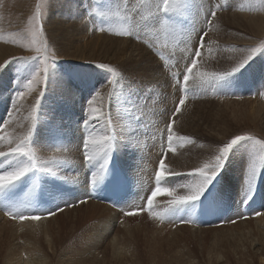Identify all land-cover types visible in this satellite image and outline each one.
<instances>
[{
  "label": "rangeland",
  "instance_id": "1",
  "mask_svg": "<svg viewBox=\"0 0 264 264\" xmlns=\"http://www.w3.org/2000/svg\"><path fill=\"white\" fill-rule=\"evenodd\" d=\"M96 1L105 5L104 0ZM137 1L138 0H136V2ZM251 1L253 2V0H227V7L224 10L217 12V16L223 12H227L228 14L220 20L219 24H215L216 18L209 26V34L204 38L207 46L201 50L202 58L198 63V68H200L201 71L209 73L223 72L233 67L236 59L251 54V48H257L258 51L253 55L252 60L241 72L235 74L232 78L223 83L209 81L193 85L190 81L188 99L186 100L184 107L181 109V112L176 115L175 123L172 127L177 136H186L191 142L177 144L175 146L176 150L179 148L185 150L187 148L197 147L193 149V156L198 153L199 149H203L202 157L206 158L208 151L216 150L217 147L222 146L223 143L227 142L236 134H248L256 139L264 140V105H257L258 103L253 105V103H250L254 101L261 102V100H264V79L262 78L264 72V34H258L256 30L257 26L252 25V19L247 15L250 13L264 12V3H260L259 0H257L255 6L256 10H254L248 6L249 4L251 5ZM50 2L51 0H0V43L5 45L11 44V46L14 47V50H22L19 46V41L22 36L27 34L29 21L35 15L38 4L41 5L44 24L46 16H50L51 18L54 14L55 20H53V22L55 23L58 20L57 13L60 12H57V9L54 11V8L56 7V4H64L65 0H53L52 4ZM69 2L71 3L72 1L70 0ZM219 2L222 4L224 0H219ZM120 3L123 4V0H120ZM95 4L101 6L99 3ZM190 5L192 6L189 8L191 16V10L200 14L202 6L199 3V0H191ZM249 7L251 10H247ZM72 9L74 10L75 7L72 6ZM253 10L254 12H252ZM245 14L247 15L246 17ZM95 19L96 18L93 16L86 20L88 22L90 21L93 25V20ZM138 19L139 17L137 20ZM191 23L195 24L193 19ZM92 25L91 27H93L95 31H98V28L101 27L98 22H96L94 26ZM102 25H104V23ZM197 25L199 30V23ZM58 33L61 34L64 39H67L72 34L71 31L68 32L61 28H59ZM102 33L104 32H100L101 35H103ZM212 33L216 42L221 44L217 50L213 49L215 51L210 47L211 45L214 46V43L210 42V34ZM161 35L163 36V34ZM114 36L116 38L129 39L133 43H138L144 46L143 42H139L133 37H120L116 34ZM52 38L49 40L50 45ZM70 38L75 40L74 36ZM163 38L164 37H162V39ZM218 38H221V40ZM13 39L17 40V43H12ZM197 39L198 37L193 35L192 43L188 45V50L185 48V42L183 43V39L176 44H173L171 39H169L168 43L170 42L172 46L171 48L179 47L180 50L188 52L194 48ZM235 39L240 41L243 40V43L245 44L238 45L223 43V41ZM148 42L152 43L151 40ZM53 46L57 51L61 46V42L56 40V43H54ZM159 50L164 56H169L163 67L161 66L160 61L154 57L159 62L161 70L168 80L169 87H164L163 81L155 83V80L152 79L150 74H139L137 70L132 71L133 78L130 80L127 65L121 61H114L113 59L109 60L111 64L118 65L123 69L125 76L132 84L138 83L141 86V92L144 91L146 86L152 85L151 90L145 93L148 99L146 101L141 100L138 107L126 102L123 91L125 84L120 78H117L114 85L108 84L112 86L108 89L105 77L107 76L109 78V74L97 67L95 68L93 64H74L64 61L60 59L56 53L58 57L56 61V69L62 72V75L59 74L58 82H60L63 87L65 86V83L69 84L68 90L72 92L68 93V96L70 97L67 99L59 98L60 96L55 98L49 91V81L48 88L45 90V95L41 99L34 145L38 149L46 147L51 153H57L58 148H63V153H61L64 155L63 157H61L60 154L53 155L50 153V156L46 159H42V155L40 156V153L38 154L37 151V155L41 158V162L48 161V164L45 166L51 165L53 170L58 171V174L66 177V180L62 181L63 183L72 186L73 182L76 183V180H87V177L84 174H81V172H85V169L82 166L83 159L81 156V149L79 148V143L81 144V141H75V138L72 136L74 132H76V130L73 129V123L75 120L85 117V106L87 101L95 94L93 90L96 92L97 88H100L99 91L101 93V97L98 99L97 103L101 105V107L103 106L102 108L105 112L108 110H105L104 107L106 105V109L110 107L111 115L113 114L112 116H114V119L116 120V122H112V128H115L118 124L120 127H126L127 124L122 120L124 116L126 120H128L127 117L129 118V115L133 113L137 117L140 116L139 120L143 121L144 124L150 122L153 123L155 121L157 122L155 127L149 129V133L147 130L146 134L139 136V146L142 150L149 152V154H153V150L157 151V147L161 142V133L164 132L165 126L169 122L168 117L178 105L179 100L183 98L182 86L180 88L172 87L170 74L167 70L168 65H177L178 63L175 56L176 51L167 50V48L163 47H160ZM221 50H223L225 55L227 54L223 60L217 62V64H209L208 60L210 59L213 62L218 60L219 55H217V58L214 57V54H217ZM166 51H168V54ZM235 51L237 52V55ZM240 51H243V53ZM228 54L232 55V57ZM32 55H35L33 51L29 56ZM118 58L123 61L128 59L127 54L120 53H118ZM172 59L176 61H173ZM15 64L18 65V63L13 61V63L8 66L10 67ZM149 64L152 65V63ZM182 67V64L178 65V68ZM178 68H176V71ZM6 69L7 68H5L4 71ZM28 71L29 70H27L26 73H23V79L26 78ZM3 72H0V76ZM63 73H65L67 77H64ZM63 77L66 80L63 79ZM93 78H95L98 83H95L96 85H94L91 93L87 91V88H83L82 92L83 90L86 92L82 93L80 89L74 85V80L76 79H83L88 85H92ZM78 83L80 85V82ZM11 84H13V93H15V91H17V86L14 87V85H17V80L13 77ZM71 84L75 88L77 87V89L73 91L74 87L71 86ZM42 88L43 85L37 87V89L30 95H36V99L38 92ZM156 90L160 93L157 98L155 97ZM170 91H173V93ZM30 95H27L25 98H29ZM68 100L69 102H67ZM102 100H104V102ZM171 101H174V103L172 104ZM0 103L4 106L5 100L1 99ZM142 104L145 106L147 105L144 108V113H149L148 116L142 117L143 115H140L139 112L138 114L136 111V113L134 112V110H140L143 106ZM4 107L7 109L8 106L5 105ZM153 111H156L157 114L152 116ZM28 113H30V110ZM1 114L2 112H0V115ZM157 115H159V118ZM161 115H163V117ZM245 115H251L254 117L252 119L246 118ZM3 116L6 118L7 115L4 114ZM157 119H159L160 122H158ZM0 122H2V120H0ZM114 123H116V125ZM181 126L184 127V131L181 129ZM156 133H159V135H155ZM141 134L142 132L140 131V135ZM57 138L60 140L58 139V141H56ZM67 142L72 145V150H70L69 146H64ZM146 142H152V148L150 150L145 148L144 143ZM241 146L244 145H240L233 150V153L228 158L229 161L227 160L223 171L216 177L201 198L205 206H207L208 199L211 197H215L218 202H224L226 205V210L222 209L219 213L223 219L219 220L217 223L204 227V231L200 230L201 228L195 226L192 227L193 223L177 224L168 221L167 224H161L156 221L155 216L157 215V212H153L150 217L141 215L131 218H123L118 214L117 219L111 221L113 226L108 232H106L105 236L102 237V235L99 236L100 234L97 235L94 228L96 226H98L99 229L104 227V221H101L100 216L97 214L106 218V212L102 207L96 204L95 208L89 209L88 201L86 204H80L73 208L67 207L68 209L66 208L65 211L58 213L56 216L45 219L44 221L46 222L35 224L37 232L34 234L31 231L26 232V230H24L15 236L11 235V231L16 233V230L18 229L14 227L19 225V223L2 217L0 219V264H3L6 258H11L15 261L22 255L23 257L26 256L25 254H27L30 248L34 245H36L34 247H37L38 249L42 248L40 255L42 258H45L46 264H91L94 259H92L91 256L84 254L94 250L99 244H101V247L97 250L98 253L94 255L96 256V264H116L117 259L128 261L129 264H133V261L138 264H154L153 257H155L156 260V258H159L158 255H163V258L168 260L167 264H260L261 257L264 255V233L258 231L260 228L257 227L256 223L252 226L251 223L246 224L247 222L254 220L255 215H253V212L248 213V210H241V201L246 193V176L242 178L239 174L233 181L234 184L231 185V179L235 174L237 162L242 152ZM119 148L124 149V145H121ZM130 149V157L133 162L137 164L140 162L138 165L143 166L145 162L143 161L144 158H142V155L138 156L140 155L139 153L136 154V151H139V147L136 151L135 148L130 147ZM124 150L128 152L129 155V147ZM117 151H115V154H118V152L121 153V150ZM160 152H163L162 147H160ZM238 152H240V154ZM173 153L175 152H169L167 159H169V156L173 155ZM67 154H75V158H67ZM63 158L66 159L63 160ZM159 158L160 157L158 156L156 160ZM80 159L82 160L80 161ZM200 160L201 159L195 161L199 162ZM158 163L154 172L157 170ZM68 164H72L73 167ZM65 165L67 167L69 166V170ZM73 170L77 171L79 174H77V172L74 173ZM70 171L73 172V175L75 174L74 177L71 175ZM186 173L187 172L183 174ZM132 175L135 174L132 173ZM170 177L173 178V175L168 174V178ZM72 178L76 180L74 181ZM173 181L184 182V176H175ZM220 185L222 189L221 191H218L217 188ZM184 194V189H178L175 193L177 196ZM172 199L173 197L167 196L168 202ZM69 200H72L71 197H69ZM248 200H250L251 207H254L253 205L256 204L255 201L259 200L257 201V204L260 205L259 211L264 213V168L258 166L257 180L252 189L251 195L245 201ZM167 201L164 202L165 205L168 204ZM172 208L173 205L170 207V210ZM42 221L43 220L41 219V222ZM235 225L239 227L231 228ZM248 227H252L253 229V231L250 232L251 234L247 230ZM89 229L90 232L88 238H90V240L87 239L88 235L86 234ZM192 231L201 233L192 234ZM28 241L33 243H29ZM154 244H158L156 247H158L159 250L153 253L152 245ZM14 245H17V248L14 249L11 254H8L6 248ZM112 245L116 246V249H114ZM131 254L133 255L132 258Z\"/></svg>",
  "mask_w": 264,
  "mask_h": 264
},
{
  "label": "snow or ice",
  "instance_id": "2",
  "mask_svg": "<svg viewBox=\"0 0 264 264\" xmlns=\"http://www.w3.org/2000/svg\"><path fill=\"white\" fill-rule=\"evenodd\" d=\"M104 2L105 9L103 11L90 3L87 16H95L93 26L97 21L117 18L120 22L118 30H114L111 26L107 30L109 32L115 31L117 36L133 37L137 41L143 42L152 56L160 61L162 67L165 65L167 57L159 48H167L169 39L173 44L179 43L183 39L185 48H188V45L192 43L193 35L198 37L194 48L188 51L187 55L181 57L180 63L183 67L170 74L172 87L180 88L182 86L183 98L179 100L178 105L171 112L169 122L165 126L164 132L161 133L159 146L166 151L161 152L159 169L155 172L154 177V190H150V195L145 197L149 213L151 214L153 201L158 196L165 195L173 197L169 201L173 205L168 217L171 223H197L198 212L207 215L219 214L222 208L215 197L208 199L207 206L201 198L223 171L233 150L240 145H244L248 149L251 147L245 172L246 193L241 201L243 206L244 201L251 195L257 180L258 166L264 168V140L256 139L248 134L234 135L222 146L217 147L212 155L192 171L186 174L171 173L175 176H184V182L168 179L165 175L168 169L164 163L166 153L175 152L177 144L191 142L186 136H177L172 127L176 115L181 112L188 99L190 81L193 85L209 81L223 83L241 72L258 51L257 48H251V54L236 59L234 66L223 72L209 73L198 68V63L202 58L201 50L207 46L204 38L209 34V26L217 18V12L227 7V0H224L222 4L219 0H199L202 6L200 14L196 16L199 22V30H197V25L191 23L193 19L189 11L191 0H138L131 6H129V0H123L122 5L120 0H104ZM259 2L264 3V0H259ZM256 3L257 0H253L250 7H255ZM137 16L139 20L136 19ZM98 31L105 32V27H99ZM161 34L164 37L163 43H160ZM49 40L41 5L38 4L35 15L29 21L27 34L22 36L19 41V46L22 49L33 51L35 55L13 57L11 60L0 64V72H3L13 61L22 67H29L26 78L17 81V91H15L11 101V111L0 122V208L4 209L9 218L20 221H38L44 217L56 216L58 212H63L67 207H76L80 204H86L89 199H96L108 175H110L113 152L118 150L121 145H128L136 149L139 145L141 131L139 117L134 113L130 114L126 121V127L117 125L112 128L111 108L109 107L108 111L105 112L97 103L101 97L100 91L97 90L87 101L85 119L81 125L84 138L79 148L82 150L84 169L90 172V182L86 186V194L75 201L65 200L59 193L49 194L50 203L45 205L41 202L45 181L62 182L66 180V177L58 174V171L53 170L51 165L45 166L48 161L41 162V158L37 155V147L34 145L41 99L45 95L49 81L56 75L58 57L54 44L50 45ZM149 40L152 43H148ZM212 42L215 43V41ZM12 43H17V40L13 39ZM95 65L109 74L107 84L114 85L117 78H120L125 84L123 91L127 103L138 107L141 100L146 101L148 99L145 93L151 90L152 85L146 86L141 92V86L138 83L132 84L125 76L123 69L109 66L104 62ZM41 85L43 88L38 92L34 104L30 107L28 117L31 122L30 126L21 134H15L9 129L15 121V115L19 113L22 107L19 102ZM17 127L22 128L23 126L17 124ZM26 180L28 181L26 191L18 192L19 186L24 184ZM83 180L76 182L80 185ZM178 189H184L185 194L175 195ZM21 193H23L24 203L18 202L21 199ZM123 205L113 204L125 216H134L143 211V205L128 211H124ZM258 215H264V213H258Z\"/></svg>",
  "mask_w": 264,
  "mask_h": 264
},
{
  "label": "bare ground",
  "instance_id": "3",
  "mask_svg": "<svg viewBox=\"0 0 264 264\" xmlns=\"http://www.w3.org/2000/svg\"><path fill=\"white\" fill-rule=\"evenodd\" d=\"M69 1L70 0H65L64 4H61V3L56 4V7L54 8V11L57 9V12H60V13H57L58 14V16H57L58 20L55 22L56 25L53 22V20H55V14L53 15V13H52L53 16H51V18H50V16L49 17L46 16V19H45L46 32H47V34L49 35L50 38L53 37L51 39V44L56 43V40L61 42L60 48L56 51V53H57V55L59 56L60 59H62L64 61H68V62L74 63V64H80V63L93 64L95 66V68H96V65H95L96 63L104 62V63H107L109 66L117 67L118 69H121L120 66L111 64V62L109 60L113 59L114 61H121L122 63H124L125 65L128 66V69H129L128 76H129L130 80H132V78H133V72L132 71L137 70L139 74H146V75L150 74L152 79L155 80V83H158V81H163L164 87H167V86L169 87L168 80H167L166 76L164 75V73L162 72L159 62L151 55V53L147 50V48H145L141 44L133 43L129 39L116 38L114 36L115 35V31L109 32L107 30L109 26H111L114 30H118L120 22L117 20V18L113 17L110 20L97 21L100 26H104L105 27V32L102 33L103 35H101L100 32L95 31L93 29V27H91V25H92L91 22L90 21L88 22L86 20V19L90 18V17L87 16V12L89 10L90 3L94 7L98 8L101 11H103L105 9V5H102L100 2H97L96 0H71L72 1L71 3ZM52 2H53V0H51L50 3L52 4ZM137 2H136V0H134V1L133 0H129V6H131L132 4L137 3ZM95 3H99L101 6H98ZM72 6L75 7L74 10L72 9ZM248 6H250V4ZM251 8L256 10L255 7L254 8L251 7ZM249 9H250V7L247 8V10H249ZM254 10L252 12H254ZM66 13H70V14H66ZM191 13H192L193 21L197 25L199 22L196 19V16H198L197 14H199V13L195 12L194 10H191ZM227 14H228L227 12H223V13L219 14L217 16V19L215 20V24H219L220 20L222 18H224ZM247 15L252 19L251 20L252 25L253 26H257L256 30H257L258 34H262V33L264 34V12H261V13L258 12V13H253V14L250 13V14H247ZM247 15L245 14V17ZM137 18L138 17H136V19ZM103 23H104V25H102ZM59 28L65 29L68 32L71 31L72 34H71L70 37L74 36L76 41L72 40L70 37H68L67 39H64V37L61 34L58 33L59 32ZM197 30H198V25H197ZM97 34H99V35H97ZM55 36H56V39H55ZM213 36H214L213 33L210 34L211 40L215 41V43H214V46L211 45L210 47H212V50L213 49L217 50V48L219 46H221V44H218L216 42V39L213 38ZM162 37L163 36L161 35L160 36V43L164 42V38L162 39ZM218 39L221 40V38H218ZM211 40H210V42L212 43ZM239 41L240 40H236V39L235 40H226V41H223V43H225V44H227V43L238 44V45H240V44L244 45L245 44V43H243V40L240 41V42ZM183 43H184V41H183ZM171 47L172 46H171V44L169 42L167 50L176 51V55L175 56H176V59L178 60V63L176 65V64H171V62H170L171 65H168V68H167L169 74H171L173 71H176V68H178V65L182 64V63H180L181 57L187 55V51H182V50L179 49V47L178 48L177 47L176 48H171ZM186 49L188 50V48H186ZM23 50H25V51H23ZM215 50H213V51H215ZM31 52L32 51H30L28 49L14 50V47H12L11 44L10 45H5V44H1L0 43V64H3L5 61L10 60L13 57H18V56H21V55L22 56L23 55L24 56H29V55H31ZM166 52L168 54V51H166ZM219 52L217 54L216 53L214 54V57H217V55H219V58L217 57L218 60L216 62H213L210 59V60H208L209 64L210 63L217 64V62H221L223 60V58L227 55V54L225 55V53H223V50H221ZM118 53L127 54V58L128 59L124 60V61L121 60L120 58H118ZM241 53H243V51ZM170 54H172V53H170ZM236 55H237V52H236ZM238 55H240V54H238ZM229 56L232 57V55H229ZM232 59H234V58H232ZM173 61H176V60H173ZM149 63H152V65H150ZM167 64H169V63H167ZM209 64H207V65H209ZM28 68L29 67H27V66L26 67L25 66L22 67L19 64L18 65L15 64V65L10 66V67L8 66L7 69L1 74V76H0V100L4 99L5 100V105L8 106L7 109H5V107H4L5 105L4 106L0 105V112H2L3 115L4 114L7 115L8 112L11 111V101H12L13 96H14L13 84H11L12 77L15 80H17V81L18 80H22L23 76H24L23 73H26V71L29 70ZM55 71H56L55 77L50 80V90L49 91H50V93H52V96H54L55 98L56 97L58 98L60 96L59 98H63V99L66 98L67 99L68 97H70V96H68V93H70L72 91L68 90L69 84L65 83V86L63 87L61 85V83L58 82L59 74L62 75V72L60 70L58 71V69H56ZM64 72H66V71H64ZM9 73H10V76H9ZM63 75H64V77H67V75L65 73H63ZM72 75H74V74H72ZM64 77H63V79H65ZM262 78L264 79V72H263V77ZM105 79L107 81L108 77L106 76ZM110 85L107 86L108 89L112 87ZM170 85H171V83H170ZM15 86H17V85L15 84L14 87ZM71 86H73V85L71 84ZM114 88H116V87H114ZM11 89H12V92H11ZM75 89H77V87L76 88L74 87L73 91ZM99 89L100 88H97L98 91H99ZM170 92L173 93V91H170ZM159 94H160L159 91L156 90L155 91V97L157 98ZM35 97H36V95L32 94V95L29 96V98H24V100L19 102L20 105H22V107L20 108L19 113L15 115V121H14L13 125L9 129L10 131H14L15 134H21L23 131H26L27 128L30 126L31 122L28 119V117H29L28 111L30 110V107L34 104ZM168 97H169V95H168ZM100 101H101V99H100ZM102 101L104 102V100H102ZM67 102H69V100ZM171 103L173 104L174 101L173 102L171 101ZM250 103H253V105L256 104V103H258L257 105H260V104L264 105V100H261V102L260 101H254V102H250ZM101 104H103V103H101ZM106 106L104 108H105V110H108L109 108L106 109ZM146 106L143 105L142 108H140V110H134V112L136 111L137 114L139 112L140 115H143L142 117L148 116L149 113H144V108ZM170 106H171V104H170ZM149 110H150V108H149ZM112 115H111L112 122H116V120L114 119V116H112ZM161 116L163 117V115H161ZM121 117H122V115H121ZM245 117L252 119L254 116L245 115ZM127 119H128V117H127ZM122 121H125V123H126L127 120H126L125 116H124ZM182 121H184V120H182ZM17 124L22 125L23 127L22 128L21 127H17ZM114 124L116 125V123H114ZM181 129L184 131V127L183 126H181ZM58 139L59 138H57L56 141H58ZM79 145H80V143H79ZM64 146L65 147L69 146L70 150H72L71 149L72 145L69 142L65 143ZM194 148H197V147H191V148H187V149L184 148L185 150H182L183 148L182 149L179 148V149L175 150V153H173V155L169 156V159L166 158V160L164 162L166 168L168 169V172H166V174H165L166 177H168V174L171 175V173H185V172H188V171H192L194 168L198 167V165L200 166V164L203 163V161L206 158H208L210 155H212L215 152V150H210V151L207 152L206 158H203L202 157V150L203 149H199V151L197 150L198 153L193 156V149ZM37 150H38V154L40 153V156L42 155V159L43 158L46 159V158H48L50 156L51 152H49L48 148H46V147H42L40 149L37 148ZM119 150H121V153L118 152ZM119 150L118 151L116 150L118 152V154H115V152H113V154H112L113 157L112 158H116L119 161V163L121 164V167L124 169V171L128 175H132V173L129 171L128 165L126 163V160H127V157H128V152H126L122 148L121 149L119 148ZM241 151H242L241 154H240V152H238L240 154V156H239V160L237 162V166H236V169H235V174H234V176L231 179V185L234 184L233 181L235 180V178L239 174L242 176V178L246 176L245 172H246V166H247V162H248V153H249V155L251 154V147H249V149H248L246 146H241ZM61 153H63V148L62 147L60 149L58 148V152L57 153H51V154H53V155L60 154V156L63 157L64 155H62ZM75 154H73V155L67 154L66 156H67V158H71L72 159V158H75ZM140 155H143V153L140 154ZM78 157H79V155H78ZM64 159H66V158H63V160ZM82 159H80V161ZM198 159H201V160L199 162L195 161V160H198ZM77 164H78V162H77ZM138 164H140V162H138ZM68 165L73 167L72 164H68ZM156 165L157 164H155L154 166H156ZM82 166H83V164H82ZM68 167H67V169H68ZM73 171H74V173L77 172L75 170H73ZM70 172H71V175L74 177L75 174L73 175L72 174L73 172L72 171H70ZM77 174H79V173L77 172ZM81 174H84L87 177V180L83 181V183H81V184H86L88 182V180L90 179V175L88 174L87 170H85L84 173L81 172ZM168 179L173 180L172 177H170ZM73 180L75 181L76 179H73ZM70 184H71V182H70ZM73 184H72V186L71 185L69 186V195H70V197L72 199L71 201L78 200L81 196H84L86 194V192L83 191L80 188L79 185H76V184H78L77 182L76 183L73 182ZM164 196L165 195H161V197L158 196L155 199L153 206H155V204L161 198H163ZM159 197H160V199L158 200ZM88 201H89V205H88L89 209L95 208L96 207L95 204H96V205H99L100 207H102L105 210V212H106V215H107L106 218L101 217L102 215H100V214H97L98 216H100L101 221H104V227L99 229L98 226H96L94 228L96 233H97V235L100 234L99 236L102 235V237H104L106 232H108L109 229L113 226L111 221L117 219L118 213L113 211V209H111L107 205H104V204L100 205L101 203L97 204V202H93L90 199ZM162 201L166 202L167 201V196H165L162 199ZM257 201H259V200H257ZM257 201H255L256 204H254L253 206H255V205L256 206H260V205L257 204L258 203ZM255 212H256V214H255ZM255 212H253V215H255L254 220H251V221L247 222L246 224L251 223V226H252L254 223H256L257 227L260 228V230H258V231L264 233V215H258V213H261L262 211L261 212L260 211L259 212L255 211ZM2 217L4 219H6L0 213V219ZM44 222H46V221L43 220L41 222V220H38V221L28 220V221L23 222L22 224L19 223V225L14 227V228L18 229V230H16V233L11 231L10 234L15 236L18 233L23 232L24 230H26V232L31 231L34 234V233L37 232V227H36L35 224H40V223H44ZM233 227L236 228V227H239V226L235 225V226H232L231 228H233ZM25 228H29V229H25ZM187 228H189V227H187ZM250 228L249 227L247 228L249 233L253 231L252 227H250ZM21 229H23V230H21ZM200 230L204 231V228L203 229L201 228ZM89 232H90V229L86 232V234L88 235L87 236L88 240H90V238H88L89 237ZM197 233H201V232L192 231V234H197ZM99 236H97V237H99ZM28 242L29 243H33V242H30V241H28ZM28 245H31V244H28ZM100 245L101 244H99L97 246V248H95L94 250H91L88 253L84 254V255H89V256L92 257V259H94V260H92L93 262L91 264L95 263L96 256H94V255L98 253L97 250L100 249V247H101ZM34 246H36V245H34ZM34 246L30 248V250H29V252H27V254H25L26 256L23 257V255H22L20 258L16 259L15 261L13 259H11V258H6L4 260L3 264H21V263H23V264H46L45 258H42L41 255H40L42 248L38 249L37 247H34ZM112 246H113L114 249H116L115 248L116 246H114V245H112ZM156 246H158V244L152 245V252L153 253L155 251L159 250L158 247H156ZM16 248H17V245H14L12 247L6 248V252L8 254H11L12 251L14 249H16ZM158 256H159V258L158 259L156 258V260H155V257H153L154 264H167L168 260H165L163 258V255H158ZM132 257H133V255L131 254V258ZM260 261H261L260 264H264V255L261 257ZM116 264H129V262L117 259ZM133 264H138V263L133 261Z\"/></svg>",
  "mask_w": 264,
  "mask_h": 264
}]
</instances>
